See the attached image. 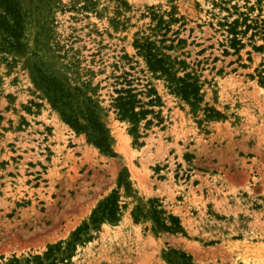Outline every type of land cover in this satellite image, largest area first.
Returning a JSON list of instances; mask_svg holds the SVG:
<instances>
[{
  "label": "rangeland",
  "instance_id": "obj_1",
  "mask_svg": "<svg viewBox=\"0 0 264 264\" xmlns=\"http://www.w3.org/2000/svg\"><path fill=\"white\" fill-rule=\"evenodd\" d=\"M19 6L20 50L0 48V264H34L49 247L43 264H264V0ZM144 39L197 80L199 99L148 69ZM40 78L100 107L115 155L62 119ZM128 82L160 98L135 123L112 107ZM114 189L118 218L73 241ZM154 207L179 230L158 227Z\"/></svg>",
  "mask_w": 264,
  "mask_h": 264
},
{
  "label": "trees",
  "instance_id": "obj_2",
  "mask_svg": "<svg viewBox=\"0 0 264 264\" xmlns=\"http://www.w3.org/2000/svg\"><path fill=\"white\" fill-rule=\"evenodd\" d=\"M0 48H9L20 50L22 36L23 13L19 6V0H0ZM162 19L159 20V22ZM235 44V42H233ZM233 44V45H234ZM134 46L137 48L138 54L145 59L148 69L155 75L164 76L168 82V87L185 99L197 100L200 97V86L197 80L188 73L178 76L173 66L167 61L166 57L156 51L155 44L147 39L143 41L135 40ZM42 87L44 88L49 101L54 107H57L62 119L75 131L84 132L87 139L97 146L101 151L115 155L110 146V137L108 128L102 122L99 111L100 107L91 101L89 97L80 98L76 92H71L64 88L61 84L50 78H40ZM116 96L113 98L112 107L121 119H127L133 123L146 117L152 109L146 108V105L153 106L160 101L159 96L153 87L147 88L146 94L149 99L144 102L138 97L140 92H135V88L127 83V87H121L115 90ZM149 123V121H146ZM125 169L119 172L117 178V186L122 185L128 189V182L124 179ZM121 204L119 203L118 191L113 190L93 210L90 216V222L78 228L73 234V241L79 240L81 234L84 233L91 225L96 227L104 219L110 221L116 220L120 215ZM139 211V208H137ZM161 210L153 208L151 218L156 222L157 226L166 231L176 232L180 225L178 219L168 214L167 217L161 216ZM136 216L134 218L139 217ZM168 220V221H167ZM169 222V223H168ZM59 246V245H58ZM54 247H49L44 257L40 255L33 256L34 264H43V259L54 257ZM19 259L12 258L7 264H18Z\"/></svg>",
  "mask_w": 264,
  "mask_h": 264
}]
</instances>
